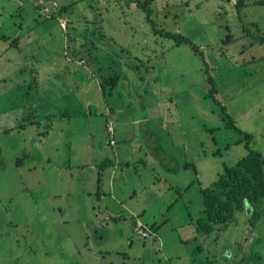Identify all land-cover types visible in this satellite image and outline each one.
<instances>
[{"label":"rangeland","instance_id":"1","mask_svg":"<svg viewBox=\"0 0 264 264\" xmlns=\"http://www.w3.org/2000/svg\"><path fill=\"white\" fill-rule=\"evenodd\" d=\"M44 1L0 0V264H264V202L225 194L248 151L219 107L264 156V0H140L204 60L127 0Z\"/></svg>","mask_w":264,"mask_h":264},{"label":"trees","instance_id":"2","mask_svg":"<svg viewBox=\"0 0 264 264\" xmlns=\"http://www.w3.org/2000/svg\"><path fill=\"white\" fill-rule=\"evenodd\" d=\"M44 1V0H43ZM48 0L44 1L47 2ZM128 1V5L131 3H135L136 6L138 8H140L144 14H145V19L146 22H148L151 26V31L155 32V33H159L160 36H164L166 38H169L171 40L174 41V45L180 46L181 44H190L192 50L196 53H198L201 56V59H203V55L201 52H199L198 48L196 46H194L191 41L182 35H177V34H173V33H168V32H156L154 30V22L153 20H151V10L149 9V7L147 6V4H144L142 1L140 0H127ZM245 5V1L244 0H237V12L238 14L241 11V8H243ZM42 7L41 4H39V6L37 5V7ZM66 6H63L61 8V12H66L69 8ZM59 12V13H61ZM41 15V14H40ZM51 18H53V16H56V14L52 13L51 14ZM4 41L7 40V37L4 36ZM260 43L264 44V38L262 37L261 39H258ZM206 64V63H205ZM205 72L207 74V82L210 84L211 89L209 91V97L213 98V100L216 102L214 96L216 94V87L214 85L213 79L212 77L209 75L208 72V68L207 66H205ZM122 78V74L121 73H114L111 76L104 78L101 84L102 87V91L105 94V87L106 86H110L111 88H114L117 86V84L119 83V81ZM216 104H218V102H216ZM219 105V104H218ZM220 111H221V119L225 125L226 128H232L233 130H235L238 134H241L244 136V141H245V148L248 151L247 157L240 159L236 166L234 168L231 169H225L226 167H224V171H228L230 174H232L234 177L232 179V183L231 185L229 183H226V187H228V190L225 192L226 195H232V197L236 200V199H240L242 196H245L249 199V201L251 203H257V205H260L264 202V156L257 152V151H253L250 149V145H249V140L251 138V135L243 133L242 131H240L239 129H237V127H235V123L232 120V118L230 117V115L226 112V109L224 106H220ZM18 163V162H17ZM113 167V163L111 162H101L100 164H98L95 168L97 170V177H96V182H97V186H96V192H95V196L96 199H99V201H101V199L105 196V193L101 190V184H102V178L104 176V172L107 171L109 168ZM184 167L190 170H193L194 175H197V169L193 166V164H184ZM223 171V172H224ZM237 179H240V182H237ZM197 180H192L188 187H192L193 185H195V182ZM219 181V179H218ZM214 182L213 185L211 186L212 188H214L216 186V184L218 183ZM201 188L200 189V193L203 196V202L204 205H209V209L207 210V215H208V221L205 222L204 224H201V228H197V231L199 232H209L211 231L213 228L210 226V224L215 223V221H217L218 219H220L222 212L221 209L218 208L216 209V201L217 199V195L212 194V188ZM225 188V187H223ZM180 193V192H179ZM90 195V194H89ZM213 195V198H210V203H209V197ZM102 196V198L100 197ZM253 214H256V212H254ZM226 218L222 217V221H225ZM212 228V229H211ZM97 233V232H96ZM95 233V234H96Z\"/></svg>","mask_w":264,"mask_h":264},{"label":"crops","instance_id":"3","mask_svg":"<svg viewBox=\"0 0 264 264\" xmlns=\"http://www.w3.org/2000/svg\"><path fill=\"white\" fill-rule=\"evenodd\" d=\"M15 36L17 37V39H19V35L16 33ZM25 37V36H24ZM20 42V39H19ZM5 43V42H4ZM18 48V47H17ZM111 168H109L108 170L110 171Z\"/></svg>","mask_w":264,"mask_h":264}]
</instances>
